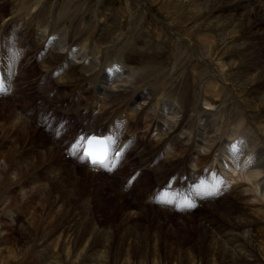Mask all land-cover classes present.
<instances>
[{
  "label": "rangeland",
  "instance_id": "rangeland-1",
  "mask_svg": "<svg viewBox=\"0 0 264 264\" xmlns=\"http://www.w3.org/2000/svg\"><path fill=\"white\" fill-rule=\"evenodd\" d=\"M45 1L48 10L44 16L50 17L46 20L38 12L28 10L29 0H0V45L7 47L4 67L9 72L10 66L13 65L12 61L15 60V65L22 69L16 93L12 97L0 99V264L238 263V259L233 258L235 253H229V257L225 256V250H232V245L230 239L221 237L220 233L226 223L220 215L225 213L223 207L216 206L219 212L205 207L199 212L180 215L172 214L170 211L164 212L158 205L154 207L147 205L148 198L152 197L160 185L154 172L161 174L160 179L166 180L168 177L164 174H170L173 170L160 166L167 159L175 158L174 152H176L174 154L179 152L176 158L183 157L179 164L186 170H192L186 167V161H194L182 144H176L174 140L155 134L156 130L145 129L143 120L140 119L138 126L132 128H138L136 132L143 128L144 135L142 132L140 136L143 135L145 141L140 140L137 134V148L134 150L138 155L130 151L125 166L115 177L105 174L97 176L91 172L86 173L83 169L72 170L69 167H76V164L69 162L61 151L52 157L47 156L48 147L53 143L35 126L34 121H30L32 116L25 121L20 119L22 123L31 126L28 141L16 138V131L10 126L17 114L29 109L33 110L35 119L41 114L46 118L49 115L47 111H51L57 119H65L68 128L70 123L74 124L75 130L79 128L81 119L78 120L74 114L76 112L79 116V111L89 126L96 125L98 120L103 126H107L120 117L129 119V116H134L114 112L116 115L109 114L105 117V108L102 106L100 110V105L96 104L95 100H88L89 94L83 92L75 82L66 85L68 87H62L63 85L56 84L53 78L47 81L49 77L44 73L47 71L43 65L45 59L43 58V62L41 60L43 52L36 48L37 38L18 30L25 31L23 29L25 25L43 28L49 23H55L56 16L63 26L65 24L66 29L74 26L72 23L75 19L80 21L83 28L78 35L77 43L83 45L87 39L91 40L92 43L99 45L102 51L104 50L105 56L115 51L116 55L128 59L133 53L137 61L141 60L146 66L156 70L153 71V77L164 76L163 80L167 82L173 76L174 88L178 85L182 73L188 71L187 73L191 74L187 79L192 83L195 94L199 95L216 75L218 80L216 87L223 86L228 95L225 93V96L215 101L213 109L229 111L232 121L236 117L234 109H240L239 106L246 100L249 101L248 96L253 90L264 88V67L258 64L257 57H253L249 52H242L240 47L245 41L256 42L255 36L259 35H254V31L251 30L252 21L251 24L249 21H242L239 25L240 18L247 14L248 9L241 7L231 13L225 8L224 3L222 4L225 0H215L216 3L202 5L203 7L194 5L193 0ZM248 1L264 7V0H240L245 4ZM216 4L221 8H216ZM229 15H232L231 18L234 20H231ZM237 20L239 23H236ZM236 25L245 28L237 32ZM223 31L228 33L225 42L224 35L221 34ZM203 36L214 40L212 51L202 48ZM178 46L183 48L180 50ZM25 52L28 53L24 55ZM36 56L39 60H35ZM23 57L25 61L22 62ZM16 61L20 62V66ZM138 67L135 66V69H139ZM202 68L207 71H203ZM247 73L252 79L244 82L240 74ZM39 79L40 84L46 83V86L37 87ZM258 84L260 85L257 86ZM52 86L54 92L48 96ZM147 86L148 92L157 97L156 92L160 89L157 83L154 85L152 82ZM233 87L237 93L235 98L231 94ZM72 90L74 93H71ZM26 95L27 99L24 98ZM210 96L213 94L210 93ZM24 100L26 106L23 104ZM157 102L158 99L155 100L156 104ZM259 103L256 106L248 103L245 108L247 116L264 134V105ZM207 107L201 105L203 110L209 109ZM84 113L88 116L83 115ZM93 114L97 115L96 120L91 119ZM50 117L52 119L49 128L54 130L56 118ZM130 120L134 123V120ZM153 134L157 137L153 138ZM150 137L154 142H158L157 147L154 142L152 145L147 144H151L148 141ZM41 153L46 156L44 161L41 160ZM157 157L159 163L151 168L149 164ZM63 161L68 166H52L62 165ZM146 166L154 172L145 170L148 169ZM194 168L198 169L196 166ZM201 168L198 171H201ZM129 176H133L134 185L131 186L129 193L122 192L121 187L125 186V180ZM239 184L236 183L235 187L238 185L242 189L243 184ZM238 193L232 194L234 199L228 200L230 197L228 195L226 198L221 197L220 200L232 203L235 209L242 208L245 217L257 222L261 228L258 229L259 235L255 243L243 240L238 244L237 240L235 245L240 246L241 256L246 257L244 259H249L252 264H264V209H261L258 203H251L248 194L237 196ZM211 219L217 220V225L208 222ZM250 236L245 239H250Z\"/></svg>",
  "mask_w": 264,
  "mask_h": 264
},
{
  "label": "bare ground",
  "instance_id": "bare-ground-1",
  "mask_svg": "<svg viewBox=\"0 0 264 264\" xmlns=\"http://www.w3.org/2000/svg\"><path fill=\"white\" fill-rule=\"evenodd\" d=\"M29 2L30 3L28 6V10L31 9L33 10L34 13L35 11L38 12L42 17H44V20L48 18L50 19V17H45L47 15L46 10H48V6H45L46 5L45 0H29ZM193 3L194 5L196 4L197 6L200 5L202 6V5L214 4L216 3V1L193 0ZM223 3L225 5V8L226 9L228 8V11H230L231 13L236 12V9L241 7L248 9L247 10L248 12H246L247 14L243 15L242 18H240L241 20L239 21L240 23L238 22V20L237 22L236 21L235 22L239 23L240 25L242 21L244 22L252 21L251 30L254 31L253 32L254 35L257 34L259 35L255 36L257 40L256 42H252L250 40L240 44L241 51L249 52L251 55H253V57H257L259 60L258 64L261 65V67L263 68L264 67V7L259 6V4L256 2L255 4H253L250 1L246 2V4L243 2L244 3L243 4L240 2V0H225L224 2H222V4ZM208 8L210 7L208 6ZM216 8L219 9L221 7H218L217 5ZM229 16L231 18L232 15ZM237 16L239 15L237 14ZM232 18L231 20H234V18L233 19ZM39 20L40 22H42L41 18ZM56 20H54L56 21L55 23H51V24L49 23L43 28L41 27L32 28V27H26L25 25V27H23L25 31H23L22 29L18 30V32H24L27 35L31 34L37 38L38 44L36 45L37 46L36 48L43 52L41 60L43 62V60L45 59L43 63L44 68L47 71L51 72L48 73L50 74V76L53 77V79L56 80L57 82L56 84L63 85L62 87H64L69 83L75 82L78 87L82 88L83 92L89 94L90 99L88 100L91 99L95 100L96 104L100 105L101 108L100 110H102V106L103 108H105L106 110L105 117H107L109 114L113 116L120 112H122L123 115L126 116L127 114L134 115V116H130L129 119L125 117H120L116 119L113 123L108 124L107 126H103L101 121L98 120V123L96 125L88 127L91 129L93 133L95 132L97 134H105L106 132L110 131V133L114 136L115 139L121 140L122 143L126 142V145L129 148L135 149L137 148L138 135L136 134L134 136H127V134L136 133V130L138 131V128L133 129L132 126L133 127L138 126L137 124L140 123V119H141L143 120V123L146 126L145 129L149 131L151 129L154 131L156 130L155 133L158 132V135L162 137H166L168 140H174L173 142H176V144H182L181 146L185 147L187 149V152L192 156L191 160L196 163L197 165L196 167H198L197 170H199V167H203L204 163H206L205 164L206 166L215 165L216 167L213 168L212 170H220L229 180L234 181L235 183H240L239 185L243 184L242 189L239 190L237 196L239 195L243 196V194H248L250 196L249 201L251 203H258L257 205H260L261 209H264V134L261 133L260 129L256 127L253 124V122L250 120V118L247 116L248 115L246 113L247 108H245L247 107L248 103L256 106V104L260 102L259 105L260 104L264 105V88L263 89L256 88L255 90H253L250 96H248L249 101L246 100V102H244L242 106L238 105L240 109L239 108L234 109L236 112L235 113L236 117L234 118V120L231 121L230 120L231 113L229 111L226 110L223 111L222 109L216 111V109L215 110L213 109L215 107V101H217L218 99L220 100L221 97L225 96L226 94L228 95V91L223 86L216 87L217 86L216 83H218L216 75L213 77L214 79L213 78L211 79L213 81L210 80L211 83L209 85H205L206 88H204V90L202 89L203 92L201 91V94L199 95L198 93L195 94L194 92L195 89L192 87V83H190L187 79L191 74V73L188 74L187 73L188 71L182 73V77L181 79L179 78L180 80L178 81V85L175 86L176 88H174V82H172L173 76L171 77L169 75L171 78H169L170 80H167V82L163 80L164 76L162 78L161 77L155 78L156 76L153 77L154 74L153 71L155 69L153 67L146 66V64L141 60L137 61L133 53L131 54L132 56L129 57L128 59L123 57L122 55L121 56L116 55L115 51L111 52L109 56L107 55L105 56V54L103 53L104 50L102 51L100 46L92 43L91 40L87 39L83 45H81L82 43L81 44L77 43L76 41H78V35L81 33L83 28L78 19L74 20L75 22L72 23L74 24V26L69 29L65 28L66 27L65 24L64 27L61 24V22H59L57 16H56ZM218 22L220 21L218 20ZM229 23H227V25ZM232 23L234 25V22ZM243 24L244 23H242V25ZM249 24H251V22ZM242 28L243 27L237 25L235 27V29L238 30L237 32H240L241 31L240 29ZM221 34L224 35L223 42L227 41L228 33L226 34V32L223 31L221 32ZM213 41H211L209 37L203 36L201 39V43L203 45L202 48L204 47L206 51H212L211 47L214 44ZM177 48L181 50L183 47L178 46ZM247 56L248 55H246V57ZM4 61L5 60H3V62ZM12 64L13 65L10 66L9 72H7L5 70L3 63V72H4L5 80L10 79L11 80L10 82L12 84L14 83V87L12 89H10V87H8L9 90L6 89L8 95L7 98L12 97L16 93L18 89V81H19L18 79L21 76V71H22L21 67L15 65V60L12 61ZM135 66H139L138 67L139 69L137 68L135 69ZM16 70H17V74H16ZM202 70L205 72L207 71L203 68ZM247 74H243V75L240 74L241 80H243L244 82L245 81L248 82V80L252 79L250 77V74L248 75ZM238 79L239 78H237V80ZM152 82L154 85H156L157 83L158 88H160L156 92L157 97H155V95H153L151 92H148L146 88L148 87L147 85ZM200 84L202 83L200 82ZM259 85L260 84H258L257 86ZM27 88H30V86H27ZM71 93H74L73 90ZM210 93L213 94L212 97L210 96ZM231 94L234 96V98L237 96L234 87L231 90ZM27 95L24 97L25 99L28 98ZM157 99L159 102H157L156 104L155 100ZM212 99L214 100L212 101ZM29 100L30 99H28V101ZM23 104L24 106H26L25 100ZM202 104L208 106L207 108L209 109H205V110H203L204 108L201 109ZM25 111L26 112L23 111L21 114H17L14 120L13 117L12 118L13 121L10 120L12 121L10 128L12 127V129L16 131L15 134L16 138L22 139L23 141L27 140L31 127L20 121V119L22 121H25V119L22 117V114L26 115V113H28L27 114L28 118H26V120L31 118V114H29L28 110ZM101 113L98 114V117H100ZM96 118L97 115L93 114L91 119L96 120ZM130 119L134 120V123ZM231 122L233 123V125ZM32 131L35 134V131L33 129ZM10 133L12 134V132ZM56 144L57 143L55 141L53 145L48 147V152L46 153L47 156L52 157L53 155H55V153L59 154L60 149ZM193 151L195 153H191ZM174 153L173 155H175L176 158V155L178 156L179 152H177V154ZM40 157L42 161L46 159L45 154L42 155L41 153ZM181 157L182 156L176 158V160H172L175 158L167 159V161L164 164H162L160 167H164L170 170L176 167L179 164V162L182 161L183 157L182 158ZM68 161L71 162L70 160ZM159 161H160L159 157H157V160L155 161V165L159 163ZM83 163H86V161L84 160ZM63 165L68 166V164L65 161L62 162V165L53 164L52 166L59 167ZM154 167L155 166L151 168ZM69 168H71L72 170L83 169L86 173L91 172L98 176V174L89 171V169H84L77 165L76 167L71 166ZM201 169H202L201 171H198L196 172V174H194L196 178L201 177L203 179V177H205L208 173L209 174L213 173L207 171L205 168H201ZM163 171L166 172L167 170H163ZM244 186L245 188H243ZM220 187L221 184H217L216 186L217 190L215 189L216 191L215 190L211 191V189L209 188L203 191L201 195V201L203 200L207 201V205L205 207L208 209H213V210L215 209L216 212L217 211L219 212L218 207L220 206L225 209L224 210L225 213H220V215L226 221V223L224 224L225 228L224 229L220 228L221 229L220 233H221V237L229 238L230 245H232V250L230 249L225 250V256L229 257V253H235L234 255L235 257L233 258L238 259V263L236 264H252V261H249V259L246 260L244 259L246 257L243 258L241 256L242 254L240 253L242 250L239 245L238 247L237 245H235V242L239 240L238 242L239 244L241 241L247 240L248 243L251 244L255 243L256 242L255 239L258 238L259 235L258 229L261 227H258L259 224L257 225V222H255L254 220L245 217L246 215L242 208L239 207L235 209L234 206H232L233 205L232 203L230 204L227 203L226 201L224 202L221 201L220 198L222 195H218V189ZM124 189L125 188L122 185L121 191L124 192ZM228 195L229 194H226L222 197L226 198ZM213 199H215L214 200L216 202L215 205H211L214 204L215 202L211 204L209 203V201L210 200L212 201ZM196 208H199V203L197 204ZM211 217L214 216L211 215ZM208 222L212 224L216 223L217 225L218 221L211 219L208 220ZM250 234L254 237L252 238ZM249 236L251 237L250 239L248 238L245 239V237H249Z\"/></svg>",
  "mask_w": 264,
  "mask_h": 264
},
{
  "label": "snow or ice",
  "instance_id": "snow-or-ice-1",
  "mask_svg": "<svg viewBox=\"0 0 264 264\" xmlns=\"http://www.w3.org/2000/svg\"><path fill=\"white\" fill-rule=\"evenodd\" d=\"M5 89L0 85V92ZM110 140H104L96 137L80 138V142L73 145V153L77 154L83 149V154L79 156L81 160H90L91 164L96 166H108L109 162V145ZM118 155V154H117ZM166 197V194H165ZM170 203L171 201L166 198L162 201ZM187 207H192L190 203L186 204Z\"/></svg>",
  "mask_w": 264,
  "mask_h": 264
}]
</instances>
